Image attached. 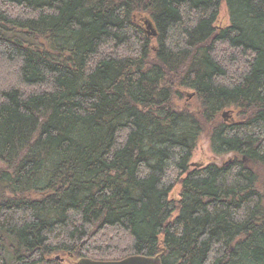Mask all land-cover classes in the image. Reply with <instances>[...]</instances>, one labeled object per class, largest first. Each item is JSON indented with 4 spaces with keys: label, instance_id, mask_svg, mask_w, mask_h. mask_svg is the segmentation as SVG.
I'll return each mask as SVG.
<instances>
[{
    "label": "trees",
    "instance_id": "1",
    "mask_svg": "<svg viewBox=\"0 0 264 264\" xmlns=\"http://www.w3.org/2000/svg\"><path fill=\"white\" fill-rule=\"evenodd\" d=\"M0 60V264H264V0H0Z\"/></svg>",
    "mask_w": 264,
    "mask_h": 264
},
{
    "label": "rangeland",
    "instance_id": "2",
    "mask_svg": "<svg viewBox=\"0 0 264 264\" xmlns=\"http://www.w3.org/2000/svg\"><path fill=\"white\" fill-rule=\"evenodd\" d=\"M142 27L144 28L145 32H151V30L147 29V26L145 25L144 22L140 21ZM229 24V19L227 16V12L224 6H221L219 15H218V19H217V25L220 27H224L227 26ZM153 28V27H152ZM154 29V28H153ZM150 38H153L152 36H150ZM230 54V51H229ZM225 58L224 61H226V59L229 57L228 53L225 54L223 56ZM1 63V60H0ZM226 65V64H225ZM2 66V67H1ZM232 73H235L234 71H232ZM14 71L10 68V67H3L2 64H0V82H2L0 84V90L4 89L6 83H7V87L8 86H14L16 83V77L13 75ZM17 84V83H16ZM192 92L189 90H185V89H181L179 91V95L176 98V102L180 105H186L187 102L192 101L193 95L191 94ZM195 102V101H194ZM224 113L227 114V118H222L221 120L222 122H231V121H235V116L234 113L231 110H225L223 111ZM232 157L231 156H225V157H218L215 156L212 151L210 150V146H209V142L208 141H200L195 150L192 153V157H191V164L194 165H198V166H208L210 164H222V163H226L229 162V160H231ZM180 191V186L177 185L175 186V188L173 189V191L170 194L171 199H178V194ZM101 236V235H100ZM104 237V238H103ZM115 235L111 234V233H107L106 235L102 236V242L100 239H97V237L93 240L94 246H98L96 244H99L100 246H105V245H116V242L118 241H114L115 239ZM108 254V253H107ZM52 259H56L55 261L58 264H72L74 263L76 260H73L72 257L68 258L67 254H58V255H53L51 256ZM59 258V259H57ZM70 259V260H68Z\"/></svg>",
    "mask_w": 264,
    "mask_h": 264
},
{
    "label": "water",
    "instance_id": "3",
    "mask_svg": "<svg viewBox=\"0 0 264 264\" xmlns=\"http://www.w3.org/2000/svg\"><path fill=\"white\" fill-rule=\"evenodd\" d=\"M148 30H151V34L155 36V30L152 28V26L149 23H145ZM223 116H227L226 113L223 114ZM162 254L157 255L153 258L137 255V256H130L127 258H124L119 261H95L89 258H80L75 262V264H161L160 258ZM59 259V258H57Z\"/></svg>",
    "mask_w": 264,
    "mask_h": 264
},
{
    "label": "bare ground",
    "instance_id": "4",
    "mask_svg": "<svg viewBox=\"0 0 264 264\" xmlns=\"http://www.w3.org/2000/svg\"><path fill=\"white\" fill-rule=\"evenodd\" d=\"M143 22H144V23L147 22V23H149V24L152 26V24H151L148 20H144V19H143ZM152 27H153V26H152ZM146 34H147L148 37H150V36L155 37V36H156V32H155V36H153V35L151 34V32H146ZM223 114H224V112L221 113L220 117H222V118H227V116H223ZM190 166H191V167H192V166L197 167L198 165L191 164V162H190ZM198 167H201V166H198ZM202 167H203V166H202Z\"/></svg>",
    "mask_w": 264,
    "mask_h": 264
}]
</instances>
